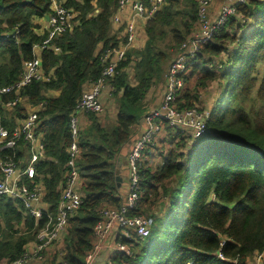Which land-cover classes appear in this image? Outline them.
Segmentation results:
<instances>
[{"label": "trees", "instance_id": "obj_1", "mask_svg": "<svg viewBox=\"0 0 264 264\" xmlns=\"http://www.w3.org/2000/svg\"><path fill=\"white\" fill-rule=\"evenodd\" d=\"M64 5L77 13V22L41 50L48 78L32 80L18 93L31 105L43 103L35 126L43 151L34 163L33 180L42 183V199L52 214L68 168L70 116L84 85L100 77L101 55L126 41L124 34L110 32L118 0H65ZM198 12L199 0H164L144 22L142 48H127L107 81L115 98L114 120L103 122L99 114L85 113L75 160L82 201L41 264H84L100 209L122 205L115 183L118 150L136 132L151 86L163 79L181 44L198 30ZM49 13L48 0H0V86L17 81L23 62L33 57V46L47 35L46 29L37 31V18L44 20ZM192 60L195 88L217 95L206 105L199 90L186 89L177 101L191 106L200 100L209 111L205 131L194 139L177 131L175 146L161 153L160 163L141 165L140 197L129 213L152 221L143 237L132 233L126 238L116 231V241L128 245L130 254L113 253L112 264H246L264 251V112L250 109L251 118L243 104L264 67V0L236 3L226 27L215 31ZM49 90L59 93L49 96ZM257 91L264 94V73ZM1 97L14 100L16 94ZM14 102L13 115L21 117L26 108L18 99ZM0 122L16 123L14 116ZM28 152L27 144L0 149V157L20 158ZM42 221L21 201L0 195V264L23 254Z\"/></svg>", "mask_w": 264, "mask_h": 264}, {"label": "built area", "instance_id": "obj_2", "mask_svg": "<svg viewBox=\"0 0 264 264\" xmlns=\"http://www.w3.org/2000/svg\"><path fill=\"white\" fill-rule=\"evenodd\" d=\"M48 1L50 13L47 19L48 26L45 28L46 37L41 44L33 46V57L23 62L22 71L17 81L10 85L0 86V118L10 119L14 116L16 122L14 127L6 126L0 122V149L21 148L27 144L29 146L28 154L25 155L24 153L20 158H15L14 154L0 157V195L5 194L13 200L21 201L24 208L36 221L43 220L35 232V240L30 242L23 254L10 264H41L54 243L61 238L62 233L66 230L69 216L80 206L82 201L81 180L75 162L79 152L77 145L79 121L76 111H91L97 114L103 112L101 92L109 77L117 72L119 61L124 58L125 51L136 38V21H146L164 3V0H118L116 11L111 17V23L124 24L126 41L115 49H106L101 55L103 68L100 77L88 83V88L83 90L75 110L70 116L72 141L68 148L70 152V157L66 163L68 168L56 212L52 214L47 211L48 204L42 199L44 191L42 183L33 180L35 175L34 163L43 151L39 135L35 131L37 112L42 109L43 103L31 105L25 97H20L18 94L19 90L30 81L48 78V75H45L42 70L41 50L49 47L50 40L54 36L71 30L77 22V13L64 5L65 0ZM244 1L224 0L213 19L210 18L209 14V7L213 0H199L198 30L181 44L179 53L169 64L161 89L160 101L156 107L150 108L143 115L146 128L135 139L131 150L126 155L128 168L126 204L119 207L103 206L100 209L99 219L93 226L92 249L85 255L84 264H90L102 249H107L112 253L125 252L130 254L128 245L116 241V231H120V234L126 238H129L132 233L141 237L148 233L151 218L143 214L129 213V210L135 207L140 197V167L143 164L152 167V163L149 162L151 159L149 149L159 143L167 129H170L173 134L181 131L182 135L190 136L193 139L205 131L209 111L203 108L200 103L191 106H179L177 99L192 86L190 65L194 63L192 60L194 53L201 45L211 39L215 31L226 27L229 15L235 11V4ZM127 6L130 8V17L122 22L121 15ZM52 49L59 51L57 46H52ZM11 91L16 94L15 99L3 100L2 94ZM17 99L21 103L23 101L26 103H23L26 111L21 117L13 115L14 101ZM111 237L113 241L110 243ZM219 256L221 255L219 254ZM256 257L257 264H264V251L257 252ZM108 259L102 264H112ZM184 264L202 263L187 261Z\"/></svg>", "mask_w": 264, "mask_h": 264}, {"label": "crops", "instance_id": "obj_3", "mask_svg": "<svg viewBox=\"0 0 264 264\" xmlns=\"http://www.w3.org/2000/svg\"><path fill=\"white\" fill-rule=\"evenodd\" d=\"M219 1H221V2H219ZM223 1L224 0H215L214 3L210 5V7H209L210 17H212L213 19L216 17L219 6ZM129 17H130V8L127 6L121 15V21L125 22ZM144 22H145L144 20H137L136 21L137 35H136L135 40L131 43L130 47L140 48L143 46V44L145 42V37H146L145 31H144ZM40 27L42 28L43 26H40ZM41 30L42 29H38V31H41ZM123 31L124 30H123L122 24H112L111 25L110 32L112 34H117L118 37H121L124 34ZM87 88H88V83H86L84 85V90ZM152 89H153V86H151L150 90H152ZM109 90H110L109 84L106 83L104 89L101 92V100H102V103L106 104L105 105L106 107L109 105V92H110ZM58 93H59V91L49 90L46 94L49 96H56V95H58ZM160 95H161V92H160ZM73 112H72V114H73ZM85 113L86 112H84V111H76V115H77V118L79 121V123H78L79 126H84L87 123V116L85 115ZM102 113H100L101 116H103ZM112 120H114V119H112ZM107 122H109V121H107ZM138 127H139V125L137 126V129H138ZM162 138H166V139L163 141H161V139H160L158 144H156L153 148L149 149V152L151 153L150 163H152V167H155L157 165V163H159L161 161V156H159V152L161 155V152H165L167 150V148L169 149V148H172L175 146V144L178 140V135L175 136L174 134H169L168 132H166ZM191 139H193V138H191ZM127 178H128V172H127ZM111 241H113L112 237L110 238L109 242L111 243ZM114 241H115V239H114ZM112 254L113 253L110 251H107V249H102L99 253H97V256L95 257V259L90 264H102ZM246 264H257L256 253L254 255H252L251 257L247 258Z\"/></svg>", "mask_w": 264, "mask_h": 264}, {"label": "rangeland", "instance_id": "obj_4", "mask_svg": "<svg viewBox=\"0 0 264 264\" xmlns=\"http://www.w3.org/2000/svg\"><path fill=\"white\" fill-rule=\"evenodd\" d=\"M215 0H213L212 4L214 3ZM221 2V1H219ZM49 15V14H48ZM47 15V17H48ZM212 18V17H210ZM48 19V18H47ZM47 19H42V18H37V21L40 23V26H43L42 28H39V29H45L47 25ZM133 48V47H132ZM142 48V47H140ZM140 48H135V49H140ZM264 67L262 66L260 68V72H259V75H258V79L257 81L255 82V85L252 87L251 91H250V96H249V100L244 102V108L249 111L250 113V117L251 118H255V115L254 113H251L250 112V109H258V108H262L263 112H264V94H261L257 91V85H258V82L260 80V78L262 77V74L264 73ZM191 78L193 79L192 80V86H191V90L193 92H195V90H199V95H201V100H203L206 105L213 102V98H215V96L217 95V93H215V90L213 91H209V92H205L202 88H199V89H196L195 86L197 84V77H195V74H193V77L191 75ZM164 80H165V76H163V79L160 80V81H157L156 83H154L152 86H153V89L150 90L146 97H145V107H146V111L149 110L150 108H153V107H156L160 101V92H161V89H162V85L164 83ZM102 101V100H101ZM24 103V101H23ZM22 103V104H23ZM195 103H200L201 106H203V104L199 101L195 102ZM26 104V103H24ZM106 104L103 103V113L101 116V114H99L101 120L103 122H107V121H112V119L115 118V113H116V105H115V98L113 97V95H111V93L109 92V107L105 106ZM251 107V108H250ZM145 111V112H146ZM182 134V132H181ZM186 137H189L190 136H187V135H184ZM166 138H161V141L165 140ZM168 150V148H167ZM164 154V152H161ZM159 156H160V152H159ZM150 160V159H149ZM150 162V161H149Z\"/></svg>", "mask_w": 264, "mask_h": 264}, {"label": "water", "instance_id": "obj_5", "mask_svg": "<svg viewBox=\"0 0 264 264\" xmlns=\"http://www.w3.org/2000/svg\"><path fill=\"white\" fill-rule=\"evenodd\" d=\"M47 15L45 19H47ZM146 128V123L143 116L139 119V127L136 132L129 137V139L120 147L115 160V183L118 187L119 194L121 197L122 204H126L127 201V190H128V178H127V163L126 155L131 150L135 139L141 135Z\"/></svg>", "mask_w": 264, "mask_h": 264}]
</instances>
